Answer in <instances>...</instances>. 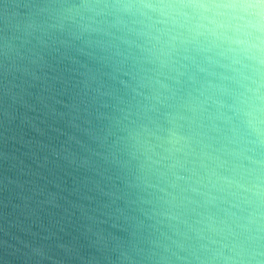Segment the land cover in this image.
I'll list each match as a JSON object with an SVG mask.
<instances>
[{"label":"water","instance_id":"obj_1","mask_svg":"<svg viewBox=\"0 0 264 264\" xmlns=\"http://www.w3.org/2000/svg\"><path fill=\"white\" fill-rule=\"evenodd\" d=\"M0 264H264V3L0 0Z\"/></svg>","mask_w":264,"mask_h":264},{"label":"clouds","instance_id":"obj_2","mask_svg":"<svg viewBox=\"0 0 264 264\" xmlns=\"http://www.w3.org/2000/svg\"><path fill=\"white\" fill-rule=\"evenodd\" d=\"M260 3H264V0H260Z\"/></svg>","mask_w":264,"mask_h":264}]
</instances>
